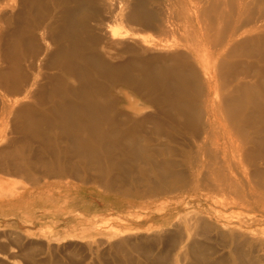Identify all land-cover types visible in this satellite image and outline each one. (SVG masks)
<instances>
[{
    "label": "rangeland",
    "instance_id": "obj_1",
    "mask_svg": "<svg viewBox=\"0 0 264 264\" xmlns=\"http://www.w3.org/2000/svg\"><path fill=\"white\" fill-rule=\"evenodd\" d=\"M84 1L36 0L34 4L33 0H16L0 10V70L11 67L9 58L17 56L18 52L10 49L11 38L14 32L30 27V20L33 37L32 42L26 36L22 53L19 52L20 65L27 76L20 92H12L7 84L0 83V126L4 128L0 141V174H7L1 171L3 166L14 162L22 166L19 172L3 175V183L0 178V198H8L0 205V264H264V210L244 207L233 193L238 185V193L242 190L246 199L259 194L260 182H264V163H249L245 155H236V162L228 148L234 176V186L229 188L224 181L219 184L218 177L214 179L207 167L212 141L205 142L204 156L198 148L207 114L204 102L207 80L217 85V96L214 91L209 95L217 110L225 108L236 96V78L241 76L247 82L264 75L257 76L253 64L232 56L231 52L233 47H240L242 41L264 39V0H246V10H239L240 30L258 29L239 35L215 63L208 55L196 60L184 46L185 41L180 43L179 31L186 25L179 14L188 15L192 3L197 2L207 14L200 18L205 24L213 21L219 11L230 12L229 0H91L86 29L80 23L85 10L77 11V4ZM137 7L151 15L150 24L137 25L130 21L129 16ZM68 12L73 14L77 34L84 41L94 39V46L109 63L127 62L130 59V54L125 53L127 45L137 46L138 41L149 46L145 56L164 53L172 58L175 54L174 60L184 61L194 68L197 89H200L194 98L199 117L195 134L190 127L178 125L164 116L165 105L149 107L146 91L137 86L140 74H134L129 83L107 90V97L115 103L110 117L116 118L120 130L127 132L130 128L127 123L138 120L140 135L150 136L151 140L146 142H152L158 150L155 157L176 162L174 172L183 173L181 182L172 178L170 183L163 184L155 178L152 167L139 164L108 187L106 182L119 175L106 166L108 156L105 154L96 156L105 160L101 164L104 173L92 167H79L73 175L55 176L50 166L42 165V162L50 163L54 155V149L46 150L45 143L56 142L60 148L66 143L58 135L45 142L27 134L20 130L16 115L36 111V102L45 94L41 85L59 72L56 51L64 41L58 36L62 19ZM193 35L188 36V43H194ZM225 35L222 30L215 39L221 41ZM90 45L91 42L85 45L87 52L92 50ZM262 54L264 56V51ZM208 63L211 69L207 68ZM224 63L237 64L238 72L245 68L248 71L237 74L224 67ZM261 65L264 71V59ZM89 74L93 86L103 83L94 70ZM71 82L74 89L79 87L75 79ZM262 95L260 104H264V91ZM125 98L128 103L123 102ZM15 99L19 101L14 102ZM2 105L3 109L12 111L6 119L1 114ZM38 107L51 109L49 105ZM246 112L260 115L261 110L249 104ZM125 113L135 114L130 116L131 122H127ZM153 118L163 125L165 135L154 133ZM146 142L140 140L138 144L144 146ZM243 152L252 154L258 150L248 144ZM142 154L145 155V151H139L138 155ZM111 157L121 158L118 153ZM201 157L205 159L203 168L200 167ZM68 158L71 157L62 155V159ZM155 187L157 190H152Z\"/></svg>",
    "mask_w": 264,
    "mask_h": 264
},
{
    "label": "bare ground",
    "instance_id": "obj_2",
    "mask_svg": "<svg viewBox=\"0 0 264 264\" xmlns=\"http://www.w3.org/2000/svg\"><path fill=\"white\" fill-rule=\"evenodd\" d=\"M15 1L0 0V10L14 4ZM228 2L231 6L230 12L219 11L213 21L210 20L205 24H202L200 18L207 17V14L205 9H201L198 6L197 2H193V8L188 9L191 13L186 16L179 14L181 22L186 25L182 28L183 31H179L181 35L180 43L185 41L183 43L184 46L191 50L196 60L198 58L202 60L205 55H208L214 59L215 63L216 60L224 56L229 46L239 35L258 29L257 27H249L240 30L238 15L240 13L239 10L243 11L248 5L246 0H229L227 4ZM33 3L36 4V0H33ZM91 4V0H85L83 4H77V11L85 10L82 19H80V23L82 22L85 29L88 26V18L91 14ZM31 12H33L32 9L30 15L32 14ZM202 13L203 16L201 15ZM129 19L132 23L140 25L143 23L150 24L152 18L141 7H137L136 10L134 8ZM31 21H29L31 26L27 29L14 32L10 49L18 50L17 56L9 58L12 62L9 69L0 70V83L4 82L7 84L8 89L12 92H20L27 81V76L20 65L19 57L20 53H22L21 50L24 48L26 36H29L33 42V37L30 35ZM61 25L58 37L64 41V44L59 46L56 51V64L59 72L49 76L48 80L41 85L40 88L45 91V94L41 100L36 102V111L27 110L22 114L16 115V118L20 121V130H24L27 134L44 141L53 137V135H58L66 143L62 149L56 142H50L51 144L49 145L45 141V149H54V155L50 163L42 162V165L45 167L50 166L55 171L53 172L55 176H66L73 175L74 172L78 171L79 167L83 169L92 167L98 172L104 173L101 164L106 160V166L119 175L114 177V180L106 182L109 187L115 180H122L125 174H130L129 168L131 169L139 164H148L153 168L155 178L159 182L168 184L172 178L175 179V182H181L183 173L174 172L177 167L176 162L173 160H158L155 157L158 154V150L152 146V142H146L151 140L149 139L150 136L148 138V136L142 137L140 135L138 130L141 124L138 120L131 122V117L135 116L134 113L131 114L132 116L125 113L127 122H131V124L127 123L130 128L127 132L120 130L117 120H115L116 118L112 119L110 117V112L115 103L111 102L107 97V90L119 84L129 83L133 80L134 74H140L141 78L138 80L137 86L139 90L146 91L149 98V107L158 108L161 104L165 105L164 116L171 118L178 125L190 127L194 132L193 134H195L198 129L199 117L195 112L194 98L196 93L200 92V89H197L199 84L195 79L194 68L188 66L184 61L176 58L174 60L173 56L175 54L172 56L173 59L168 57V55H163L164 53L162 54L161 52L158 55L148 56L147 54L145 56L144 54L149 50V46L138 41L136 42L138 43L137 46L127 45L128 49L125 53L130 54V59L127 62L112 64L107 62L98 48L94 46V39L84 41L81 35L77 34L78 27L72 13L68 12L63 17ZM222 30L226 32V35L223 40L217 41L218 39L215 38ZM214 31H216V34ZM191 35L195 36L194 43L187 42L188 36ZM87 42H91L92 50L90 52L86 51L85 45H87ZM263 49L264 39L255 38L250 41H242L241 46L233 47L231 52L232 56L242 60L246 59L248 63L253 64L254 71L258 76L264 73L261 65L264 59ZM202 50H207V52H201ZM153 60L158 62L154 63ZM201 63L203 67V62ZM206 66L211 69L209 63ZM223 66L241 75L248 71V68H245L244 71L238 72V65L235 63H224ZM53 67L56 68L55 66ZM93 70L94 73L101 77L103 82L101 85L93 86L91 84L89 73H93ZM206 72L205 70L204 73ZM72 77L78 82L79 87L77 89L70 85L72 84L71 80H74ZM234 81H236V96L228 101L225 108L216 110L214 101L211 100L209 95L214 91V96H217V85L211 80H207V94L204 95L207 114L202 127L203 136L198 144L200 153L204 156L206 154L204 152L206 149L205 142L208 139L210 142L212 141L210 143L212 147L209 150L211 160L210 158L208 159L207 167L214 179L218 177L219 184L224 181L229 188L234 186V176L232 175L228 148L231 150V156L236 162H238L235 159L236 155H245V160L249 163L251 161L264 163V104H260L262 101L260 97L263 96L264 91V75L261 79L254 81H243L241 76ZM33 84L34 82L31 83V85ZM186 96H188L187 100L184 98ZM18 101L15 99L14 102L17 103ZM123 102L128 103L129 101L125 98ZM249 104L258 106L261 110L260 115H254L256 112L253 114L246 112V107ZM39 105H49L51 109L41 110L38 107ZM2 106L1 110L3 113L1 114L4 117L3 119H6L12 111L11 109L5 110L3 109L4 105ZM148 118L146 116V119ZM151 123L156 126L154 133L160 134L163 125L154 118ZM3 134L4 128L0 126V141ZM108 139L111 141H107ZM140 140H144L146 145L140 146L141 144H138ZM248 144H252L258 150V153L247 154L243 152ZM139 151H145V155H138ZM114 153H118L121 158H112L111 155ZM102 154L108 157L105 160L96 157ZM62 155H68L71 158L62 159ZM204 162L205 159L201 157V168L206 166ZM21 167L20 163L14 162L11 166L1 167V171L10 174V172H19ZM75 168L77 169L75 170ZM260 184L261 192L255 197H252V195L251 200L243 196L242 190L241 194L238 193V185L235 186L234 197L236 196L237 200L241 201L246 208L255 207L264 210V182H260ZM152 190H157V188H152ZM197 256L201 258L199 254Z\"/></svg>",
    "mask_w": 264,
    "mask_h": 264
},
{
    "label": "crops",
    "instance_id": "obj_3",
    "mask_svg": "<svg viewBox=\"0 0 264 264\" xmlns=\"http://www.w3.org/2000/svg\"><path fill=\"white\" fill-rule=\"evenodd\" d=\"M3 175H8V174H0V178H1V182L3 183L4 182V178H3ZM2 187H3V185H2ZM8 198L7 197H2V198H0V205L1 204H3V203H6V200H7Z\"/></svg>",
    "mask_w": 264,
    "mask_h": 264
}]
</instances>
